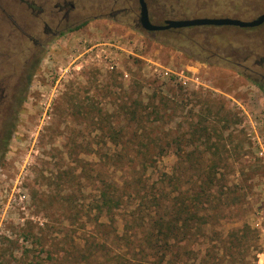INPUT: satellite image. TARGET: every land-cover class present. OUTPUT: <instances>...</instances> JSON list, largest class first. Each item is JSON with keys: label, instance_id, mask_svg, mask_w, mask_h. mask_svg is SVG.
Segmentation results:
<instances>
[{"label": "rangeland", "instance_id": "obj_1", "mask_svg": "<svg viewBox=\"0 0 264 264\" xmlns=\"http://www.w3.org/2000/svg\"><path fill=\"white\" fill-rule=\"evenodd\" d=\"M70 1L75 24L26 52L24 94L0 129V264H48L56 256L47 250L70 249L83 223L88 231L92 176L108 150L103 130L126 124L124 102L157 110L148 122L171 142L145 173L149 183L171 173L179 155L197 156L204 171L214 161L218 264H264V23L148 32L137 0ZM151 4L152 21L163 23ZM185 6L198 13L183 18L264 12V0ZM154 66L198 83L181 85Z\"/></svg>", "mask_w": 264, "mask_h": 264}, {"label": "trees", "instance_id": "obj_2", "mask_svg": "<svg viewBox=\"0 0 264 264\" xmlns=\"http://www.w3.org/2000/svg\"><path fill=\"white\" fill-rule=\"evenodd\" d=\"M153 2L166 18L198 13L185 6L186 0H148V9ZM138 104L124 102L126 124L103 130L108 150L102 154V165L98 164L102 169L96 168L92 176L98 184L88 231L83 223L82 235L74 232L70 249L47 250L56 256L48 264H218L214 161L204 171L197 156L179 155L171 173L163 172L159 180L149 183L145 173L156 166V155L171 142L166 134L158 136V125L148 122L157 110L139 109ZM175 143L178 149L185 145L181 134ZM203 243L204 254L199 255L196 246Z\"/></svg>", "mask_w": 264, "mask_h": 264}, {"label": "flooded vegetation", "instance_id": "obj_3", "mask_svg": "<svg viewBox=\"0 0 264 264\" xmlns=\"http://www.w3.org/2000/svg\"><path fill=\"white\" fill-rule=\"evenodd\" d=\"M74 9L70 0H0V129L24 94L26 52L44 48L71 29Z\"/></svg>", "mask_w": 264, "mask_h": 264}, {"label": "water", "instance_id": "obj_4", "mask_svg": "<svg viewBox=\"0 0 264 264\" xmlns=\"http://www.w3.org/2000/svg\"><path fill=\"white\" fill-rule=\"evenodd\" d=\"M139 4L138 25L145 31H160L167 29H178L190 26H238L242 28L256 27L264 23V12L250 20H244L236 17H193V18H166L163 23L157 24L152 22L149 16V9L146 0H137Z\"/></svg>", "mask_w": 264, "mask_h": 264}, {"label": "built area", "instance_id": "obj_5", "mask_svg": "<svg viewBox=\"0 0 264 264\" xmlns=\"http://www.w3.org/2000/svg\"><path fill=\"white\" fill-rule=\"evenodd\" d=\"M154 73H156L158 76H163V77H169L174 79V81H177L178 83H180L181 85H188V83H190V81H193L194 83H198L197 82V78H193L184 74H179L176 72H171L170 70H159L156 66L152 67Z\"/></svg>", "mask_w": 264, "mask_h": 264}]
</instances>
